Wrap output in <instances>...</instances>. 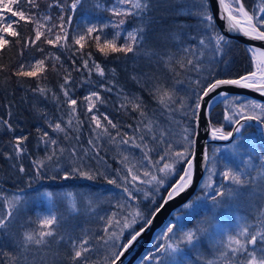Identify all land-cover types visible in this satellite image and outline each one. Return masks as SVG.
<instances>
[{
	"label": "snow or ice",
	"instance_id": "snow-or-ice-1",
	"mask_svg": "<svg viewBox=\"0 0 264 264\" xmlns=\"http://www.w3.org/2000/svg\"><path fill=\"white\" fill-rule=\"evenodd\" d=\"M24 0H0V21L4 13H11L12 20L9 23L0 26V61H2L3 50L11 47V41L6 36L16 38V44L19 45V58L23 61L24 52L30 47H36L40 53H44L43 46H38V42L60 49H74L69 59L72 60L71 67L65 66L60 55L49 51L42 58H30L28 61L19 62L17 67L11 69V76L17 78V82L24 79H35L37 87L30 89L34 94H39L45 99L51 94V99L56 102L58 110L65 108L67 120L64 115L55 121L47 115L42 109H36L44 118V123L53 133H63V140L69 142L67 146H61L58 138H53L49 131L37 127L38 136L37 147L41 144L45 146V153L42 157L32 159V168L35 170L34 179L45 178L42 170H57L62 173L60 179H70L75 175L95 180L102 176L104 181L121 189L122 195L114 204L111 205L112 211L107 215L99 216L103 227L102 234L95 237L98 243L102 244L105 254L93 256L98 249L91 243V238L85 230L82 237L73 238L58 235L57 229L60 224V217L56 213L50 212L42 217L38 216L34 223L35 228L26 229L20 232L18 238L14 233L9 232L10 226L17 219L21 211L26 208V197L21 195L23 189H16L11 195H6L0 191V240L4 236L13 238L14 246L17 249L15 254L6 252L0 247V256L4 257L0 264H59V253L51 252V238H56L57 243L66 241L68 251L65 256L68 264H123V257L126 252L138 242L143 233L153 224L158 215L165 209L166 205L175 197L184 193L194 182L196 167V133L192 128L180 124L181 134L179 140H176L169 127L149 117L143 104L142 97L138 94L129 96L119 89L117 96L119 107L116 109L127 110L131 108L133 112L139 114L134 132L130 135L121 130L119 122H114L110 116L99 111V105L107 104L102 95L103 92H113V80L107 79L105 68L95 59L93 51H85V48H94L104 59L119 54L125 57L133 54L137 57L143 55L149 59L157 57L158 62L163 63L169 71L177 76L181 71H195L198 74L204 72V65L195 54L197 46L189 44L177 50V53L171 51L157 52L154 48H143L147 36V23L145 20L154 6H160L159 3L153 5V0H113L110 7L104 6L97 0L96 9H102L109 13L108 22L99 24H86L78 32L70 33L67 25L73 20V15L78 8L83 7L85 0H70L69 3H61V0H51L47 7L51 9L53 5L60 9L61 14L55 18L51 15L40 12L38 0H26L27 11L19 8ZM185 7L181 8L178 14H186L194 17L197 21L195 27L199 31L203 30L204 35H200L198 44L201 46L200 55H203V48L211 46L214 55L225 54L229 48L230 41L225 33L242 34L253 41L264 42V0H255L251 8L246 6V0H217L219 6L218 16L224 22V28L221 30L216 24V16L211 10V0H184ZM16 6L19 10H14ZM65 13H71L65 15ZM130 17H136L140 24L131 30H126L123 35V43L119 41L122 38V30ZM10 19V18H9ZM163 19V18H162ZM23 21L25 24H31L33 27V36L20 38V33L14 25H19ZM189 27H192L191 25ZM113 30L109 37L106 29ZM173 40H179V36L171 37ZM190 39H196L195 36ZM78 46V47H77ZM139 50V51H138ZM250 53L252 70L234 78H216L212 74L213 70L208 69L209 75H201L192 81L195 85V103L186 104V98L180 97L177 100L176 92L159 82L158 77L149 76L147 73L138 77L133 75L131 79L137 85L145 88L152 99L162 109V114L167 112L170 116L177 111L190 116L194 121H199L203 112L207 127L206 131L212 140L232 141L226 145L233 157H239L240 164L230 167L227 164L224 170L219 172L223 181L228 185L221 183L216 185L213 175L216 172L217 161L211 159L207 146L202 152V161L206 167L207 175L201 185V193L184 203L183 209H193L194 213L203 210L206 218L209 213H214L225 200L239 201L242 198L260 197L257 203L254 218L251 222L247 217H236L237 223L231 229H223L216 233H210L209 229L214 227L209 224L202 226L203 221L198 223L195 228L184 230L179 225L180 231L177 233L178 224L166 223L157 240L163 239L155 251H150L143 257L141 264L145 261L154 260L156 264H191L186 258H180L182 246L196 247V242L201 236L208 235L210 247L212 248V258L205 259L204 264H264V183H257V176H253L248 171L254 168L252 160L254 157L264 161V155H258L255 147L250 140H247L242 130L249 126L250 121L257 123L259 128L264 131V103L254 99L242 100L240 95H230L226 91H217L223 86H234L241 89H248L264 96V49L249 45L246 49ZM77 58L80 63L77 65ZM227 63V61H225ZM178 69L180 71H178ZM10 65L0 62V75L9 72ZM52 71L58 76H62L63 82L59 84L60 93L52 88L42 85V81L47 79V72ZM87 72V76L81 77L82 83H94L92 75L95 73L101 80H107V83H99L98 90L89 91L82 99L78 101L73 97V89L69 87L73 78V72ZM115 74V69L110 70ZM143 81V82H142ZM181 81L177 80L176 83ZM0 83H6L0 81ZM150 85V86H149ZM102 90V91H101ZM206 97H211L206 100ZM219 98V103L223 107V120L229 122L231 130L225 131L224 124H213L211 121V108L213 100ZM178 104V108L173 105ZM206 105V106H205ZM84 106V119L78 114V109ZM187 109V111H185ZM11 112H9V116ZM88 123L91 134L87 140V146L80 144V130L82 126ZM0 125L6 126L8 131H14L9 120L0 119ZM133 128V125H127ZM112 130H115L113 135ZM139 134V135H137ZM238 134V135H234ZM102 138H106L108 143L127 145L131 148L139 149L141 157L133 162V157L121 153L119 163L122 168L115 169L116 175L109 176L106 171L94 170L84 163L85 157L89 152L93 155L91 160L97 162L104 158L100 156L99 150L103 147ZM28 136H14L10 142L12 152H3L5 158L12 160L13 154L17 160L22 154L27 153L25 142ZM239 142V143H238ZM81 152L83 155H81ZM220 152L216 148L215 153ZM65 153L69 157L71 165L69 170H65L61 161L65 158ZM156 153L153 159L152 154ZM79 161V163H77ZM212 164V167H207ZM16 168V164L12 165ZM182 168V171L180 169ZM19 173H26L23 163L19 164ZM142 173V174H141ZM257 175L264 178V172L257 170ZM57 179L56 175L48 177ZM33 177H29L28 186L31 187ZM172 180L175 182L173 183ZM170 184V187L166 186ZM140 185H151V190L140 187ZM166 188V195L162 194V189ZM212 191L209 192L208 190ZM151 200L147 209L140 208V197ZM39 195V193H37ZM51 200L53 193L46 191L43 193ZM69 197L72 193L67 194ZM132 202H135L133 204ZM88 210L91 212L96 205L91 200L87 201ZM70 213H77L79 208L75 201L69 204ZM177 218H181L183 213L177 211ZM30 223H33L31 219ZM253 246L250 250L249 246ZM259 245V247H256ZM51 252V259L49 253ZM31 255V259L29 256ZM247 257V259H244Z\"/></svg>",
	"mask_w": 264,
	"mask_h": 264
},
{
	"label": "trees",
	"instance_id": "trees-1",
	"mask_svg": "<svg viewBox=\"0 0 264 264\" xmlns=\"http://www.w3.org/2000/svg\"><path fill=\"white\" fill-rule=\"evenodd\" d=\"M50 2L51 0H38V3L40 4V12L51 15L53 17V22H55V18L58 17L61 12L55 5L49 9L47 5ZM69 2L70 0H61V3L67 4ZM96 2L97 0H85L84 6L78 8L77 11L72 14V23L67 25L70 33L80 31L86 24L108 22L110 19L109 13L102 9H96L94 6ZM99 2L106 7H110L113 4V0H99ZM157 3H159L160 6H154L145 18L146 22L149 20L151 22L146 24L148 29V39L142 47L154 48L157 52L171 51L172 53L178 54L177 50L179 48L189 44H195L197 46L195 54L204 65L203 73L198 74L195 71H181V74L177 76L175 73L169 71L163 63L158 62L157 57L149 59L143 55L137 57L133 54H128V56L125 57L123 54H119V59L116 58V55L104 59L99 53L95 52L94 48H85V51H93L95 59L105 68L107 79L114 81V84L110 85L113 86V92L108 93L101 90L107 104L98 106L100 112L108 114L114 122H119L122 131H126L132 135L134 127L140 119L139 114L133 112L131 108H128L126 111L116 110L119 107L117 91L123 89V91L129 96L138 94L142 97L143 104L149 117H154L165 127H169V122L172 121L170 125L171 133L176 140H179L181 126L176 122H180V124L188 126L193 130L194 120L180 111L175 112L171 116L167 112L162 114V109L152 99L149 92L145 88L137 85L131 77L133 75L140 77L145 73L152 77H158L160 83L175 90L177 100H179L180 97H185L186 104L192 105L195 103L196 91L195 85L192 84V81L196 80L201 75L208 76L209 68L213 70L212 74L217 78L219 76H238L247 71H251L252 64L250 56L246 51L247 47L230 38V45L225 54L214 55L211 46H208L202 49L203 55H200L201 46L198 44V39L200 35H204V32L202 29L199 31L196 29L195 25L197 21L194 17L186 14H178L180 9L185 7L184 0H153V5H156ZM254 3L255 0H246V6L248 8H251ZM19 8L27 11L26 0L19 5ZM14 10L19 9L14 6ZM67 14L71 13H65V15ZM4 17L5 18L0 21V26L18 19L17 17H12L11 13L7 12L4 13ZM139 24L140 20L138 18L130 17L122 30V38L119 42L123 43V35L126 34V30H131ZM190 25L192 27H189ZM14 27L21 34V40L25 37L34 35L31 24H25L21 21L19 25H14ZM105 31L109 37L113 32L111 28L106 29ZM173 36H179V40H173L171 38ZM192 36H195L196 39H190ZM6 38L12 43L10 48L6 47L3 50L2 61H0L4 64L10 65L9 72L0 75V81L6 80V83H0V119L9 120L14 131H8L6 126L0 125V153L12 152L10 142L13 140L14 136H28V140L25 142L27 153L22 154L19 160L15 158L14 154L12 160L0 155V191H4L6 195H11L16 189H23L24 191L21 195L26 197V208L12 224L10 233H14L18 238L20 232L23 230L36 227L34 221H36L38 216L42 217L48 215L50 212H54L60 217V224L57 229L58 235H63L65 237L71 235L73 238H77L82 237L85 230H87V235L91 238V243L96 249H98V253L94 252L93 256L95 257L97 254L102 256L105 254V249L102 247V244L98 243L95 239L97 235L102 234L101 229L103 224L99 220V216L107 215L112 211L111 205L121 197V189L107 184L102 176H98L95 180H88L78 175H75L70 179H60L59 176L62 173L57 170H42L45 178L34 179L35 170L32 168L31 161L37 157H42L46 151L43 144L37 147L38 136L36 128L40 127L49 131L53 138L59 139L61 146H67L69 143L63 140V133H53L51 129L47 128V125L44 123V118L36 109H42L52 118L53 121L60 118L61 115H64L66 121V106L65 108L58 110L57 104L51 99L50 93L48 94L47 99L39 94H34L30 89L37 87V81L35 79H24L19 83L15 76H11V79H7L11 74V69L16 68L19 62L28 61L33 57L37 59L42 58V56L46 55L49 51H53L56 55H60L65 66L70 68L72 60L69 59V57L72 55L74 49L65 50L53 48L50 45L43 44L41 41L38 42V46H43L45 52L40 53L36 50V47H30L24 52L23 61H21L18 55L19 45L15 42L16 38L9 36H6ZM225 61H227V63H225ZM79 63L80 61L77 58V65H79ZM111 69L116 70L114 75L111 73ZM178 71L180 70L178 69ZM82 76L86 77L87 72H73V78L69 85V87L74 90L73 97L77 98L78 101L87 95L89 91L98 90L99 83H107V80L102 81L95 73H93L91 78L94 83H82ZM177 80L181 82L176 83ZM62 82V76H58L56 73L48 71L47 79L42 81V85L52 88L60 94L61 100H63V96L59 89V84ZM241 99L246 100L248 98L241 97ZM223 107L224 105L220 103L212 110L211 121L213 124L217 125L223 123L224 130L228 131L230 129V124L223 120ZM173 108H178V104L173 105ZM84 111V106L78 109V114H80L81 119H84ZM185 111H187V109H185ZM9 112H11L10 116ZM130 124L133 125V128L127 127V125ZM242 131L244 136L250 140L256 148L259 147L261 154L264 155V147L257 141L253 126L249 123V126ZM112 132L114 135L115 130H112ZM79 134L81 137L79 143L87 146V140L91 134V129L88 127L87 122L82 126ZM101 142L103 147L99 150V153L104 159L99 162L91 160L93 153L89 152L88 156L84 159V163L92 167L94 170L101 172L106 171L109 176L116 175V168H122V165L119 163V156L121 153L133 157V162L141 157L139 149L131 148L127 145L117 146L115 144H110L106 138H102ZM212 148V145L208 146L210 154ZM81 155H83L82 152ZM156 155V153L152 154L153 159L156 158ZM70 159L74 158L69 157L68 154L65 153V158L61 161V165L65 170H69L71 167L69 164ZM20 163H23L27 170L24 174H21L18 171ZM77 163H79V161H77ZM13 164H16V168L12 167ZM52 175H56L57 179L48 178ZM29 177H33L31 187L28 186ZM213 177L217 186L223 183L219 172L213 175ZM173 181L174 180H172V182ZM168 186L169 184L166 188ZM144 188H151V186L148 187L145 185ZM166 188L162 189V194H164ZM46 191L53 193L51 200L43 195ZM201 191L202 189L200 188L196 196L200 195ZM37 193H39V195H37ZM68 193H72V196L69 197L67 195ZM139 197L140 208L142 210L147 209L151 204V200H146L142 193L139 194ZM73 200L79 208L77 213H70L69 211V204ZM88 200H91L93 204L96 205L95 209L91 212L88 210ZM132 203L135 204V202ZM178 211L182 212L183 216L178 219L174 214L169 220V222L178 224L177 232L180 231L179 225H182L184 230H187L195 228L198 223L203 221L202 226L204 227L213 224L214 227L210 228L209 232L216 233L227 228L224 226L232 220L229 217V211H224L221 206L217 208L214 213L208 214L210 218H206V213L203 210L194 213L193 211L190 212L189 209L180 208ZM30 219L33 223L29 222ZM235 222L237 223V221ZM162 231L163 229L158 235H160ZM9 240H11V244H8ZM163 242V239L157 240L155 238L153 243L143 252L142 257L147 255L150 251L154 252L155 248ZM50 243L51 252L59 253V264H68L65 259L68 251V244L66 241L57 243V239L54 237L51 238ZM3 244L12 247L8 251L5 250L6 252H11L13 254L17 252L12 237H3L0 245L2 246ZM182 248L184 252L182 251V253L179 254V257L186 258L191 264H204V260L211 256L212 248L210 247L208 235L201 236L200 240L196 242L195 249L188 245H184ZM51 252L49 253V259H51ZM4 259V257L0 256V261H3ZM29 259H31V255L29 256ZM142 260L143 258H140L137 264H141ZM154 263V260L144 262V264Z\"/></svg>",
	"mask_w": 264,
	"mask_h": 264
},
{
	"label": "water",
	"instance_id": "water-1",
	"mask_svg": "<svg viewBox=\"0 0 264 264\" xmlns=\"http://www.w3.org/2000/svg\"><path fill=\"white\" fill-rule=\"evenodd\" d=\"M211 10L213 14L216 16V24L219 26L221 30L224 28V22L219 19L218 12H219V6L217 3V0H211ZM229 38L234 39L238 42H241L245 44L246 46L254 45L256 47H260L264 49V42L261 41H253L249 38L243 36L242 34H236V33H225ZM220 78H234V77H220ZM219 91H226L230 95H240L244 96L250 99H254L260 102H264V96L260 95L259 93L248 90V89H241L234 86H223L222 88L217 90ZM211 97H206L207 99H210ZM219 98L217 100H213L212 109L219 103ZM206 106V105H205ZM255 131L258 135V139L261 143L264 144V131H262L256 122L250 121ZM207 121L203 114L201 113L200 120L194 121V133H196V167H195V174H194V182L192 186L189 187L184 193L180 194L179 196L175 197L172 201H170L164 210L158 215V217L155 219L154 224L146 230L145 233L142 234V236L139 238L138 242L134 244L133 247L130 248L125 254L123 259V264H134V262L139 258L141 253L144 251V249L148 246V244L153 240V238L156 236V234L159 232V230L166 224V222L169 220L173 212L178 209L180 206H182L184 203H186L188 200H190L196 191L198 190L199 185L202 182L203 176L206 171V167L202 161V152L204 151L205 145L208 144H227L232 141L233 138H229V141H221V140H212L207 131ZM237 135V134H234ZM166 195V193H165Z\"/></svg>",
	"mask_w": 264,
	"mask_h": 264
},
{
	"label": "rangeland",
	"instance_id": "rangeland-1",
	"mask_svg": "<svg viewBox=\"0 0 264 264\" xmlns=\"http://www.w3.org/2000/svg\"><path fill=\"white\" fill-rule=\"evenodd\" d=\"M192 92V91H191ZM229 123V122H228ZM246 138V137H245ZM247 139V138H246ZM248 140V139H247ZM239 143V142H238ZM253 145V144H252ZM226 146V145H225ZM225 146H217L216 148H219L220 149V152H217V153H215V157L214 156H212V154H211V159H213V160H215V161H217V163H216V165H215V167H216V172H215V174L217 173V172H222L223 170H224V166L227 164L228 166H230V167H235L237 164H240V159H239V157H233L232 156V154L230 153V151H228L227 149H226V147ZM254 146V145H253ZM255 147V146H254ZM255 151H256V153L258 154V155H262L261 154V151H260V149H259V147L258 148H256L255 147ZM258 160V158H256V157H254V159L252 160V161H254L257 165H258V163H260L261 164V162H258L257 161ZM254 166V168H250V169H248V171L249 172H251V174L253 175V176H257V183H264V178H262V177H260V176H258L257 175V170L258 169H256L255 168V165H253ZM209 167H212V164H210V166ZM260 171V170H259ZM142 174V173H141ZM214 174V175H215ZM221 177V176H220ZM221 180H222V177H221ZM223 182V181H222ZM226 186L228 185V182L226 181ZM148 187H150L151 185H147ZM140 187H142V188H144L145 187V185H140ZM151 188H152V186H151ZM151 188H147L148 190L149 189H151ZM209 192H211L212 190L211 189H209L208 190ZM258 202H260V197H251V198H242L241 200H239V201H236V200H232V201H229V200H225V202L221 205V207H222V209L224 210V211H229V217H233V221H237L236 220V217H247L248 218V221L249 222H251L252 221V219L254 218V214L255 213H253V215H251L250 217H249V215L250 214H248V208L250 207V209H255V211H256V206H257V203ZM189 211L190 212H192L193 211V209H189ZM251 212H252V210H251ZM20 214H22V211H21V213ZM20 214H19V216H20ZM18 216V217H19ZM17 217V218H18ZM12 227V225L10 226V228H9V232H11V230L10 229H12L11 228ZM234 227V226H233ZM178 233V232H177ZM4 237H6V238H10V236H4ZM2 240H0V242H1ZM6 244V243H5ZM5 244H3L2 246L0 245V247H2L3 248V250L5 251H8L10 248H12L11 246H9V245H5ZM8 244H11V240H9L8 241ZM256 247H259V245H257ZM253 248V246H249V249L251 250ZM184 252V251H183ZM181 254V253H180ZM209 258H212V249H211V256H209L207 259H209ZM244 259H247V257H244ZM154 264H156V262L154 263Z\"/></svg>",
	"mask_w": 264,
	"mask_h": 264
}]
</instances>
